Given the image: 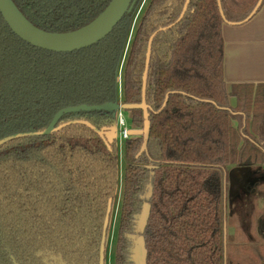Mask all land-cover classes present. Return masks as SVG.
Returning <instances> with one entry per match:
<instances>
[{
	"label": "trees",
	"instance_id": "1",
	"mask_svg": "<svg viewBox=\"0 0 264 264\" xmlns=\"http://www.w3.org/2000/svg\"><path fill=\"white\" fill-rule=\"evenodd\" d=\"M12 1L35 26L67 32L89 23L110 0ZM257 1L220 0L223 18L217 0H189L177 21L186 0H148L133 24L141 0H132L103 39L68 52L22 40L0 13V139L44 129L65 107L139 103L148 39L165 27L151 43L146 150L138 155L142 136L122 144L128 162L114 264H129L127 234L144 200L150 204L146 264H262L263 243L227 245L224 227L230 215L246 229L253 202L264 198L257 187L262 181H247L264 175V83L228 90L223 77V23L242 21ZM123 111L142 127V110ZM116 117L117 110L64 113L60 129L0 146V264H46L42 254L65 264H98L111 200L105 264L120 185L119 143L80 121L110 131ZM226 172L234 174L228 184ZM148 184L151 194L143 199ZM257 226L264 237V215Z\"/></svg>",
	"mask_w": 264,
	"mask_h": 264
},
{
	"label": "water",
	"instance_id": "2",
	"mask_svg": "<svg viewBox=\"0 0 264 264\" xmlns=\"http://www.w3.org/2000/svg\"><path fill=\"white\" fill-rule=\"evenodd\" d=\"M189 0H186L185 5L181 11V14L177 21L183 16L187 3ZM218 1L219 10L221 16L223 12L220 6V0ZM263 0H258L250 12V14L240 22L241 23L248 20L261 5ZM131 0H110L107 6L89 23L67 32H50L43 30L33 23H31L17 8L12 0H0V13L2 14L5 22L8 24L10 29L19 36L22 40L28 42L29 44L39 47L46 50L56 51V52H68L73 50L82 49L88 46H91L103 39L107 34L110 33L112 28L118 23L122 18L125 12L128 10ZM225 22H229L226 21ZM172 25V24H171ZM165 29V27L158 28L155 32L151 34L147 43V50L145 55V66L142 75V93L141 101L139 103H114L106 102L103 104H94V105H78V106H69L59 110L50 123L41 130H25L19 131L12 134H9L0 139V146L4 143L25 136H36V135H47L58 129H60L64 124L57 125V121L64 113L69 112H79V111H93V110H130V109H140L143 114V125L141 128H130L128 129L129 136H142L143 143L141 146L138 155L146 150L147 141L149 137V112L148 105L145 100V88H146V79L147 71L150 61V51L152 39L157 32ZM75 122V121H73ZM81 123L86 124L87 126L94 129L100 137L105 139L106 136L114 135V130L103 131L98 130L91 123L86 121H80ZM151 167V165H148ZM233 177V176H232ZM151 194V186L147 185V191L141 197L143 199H148ZM111 211V200L108 201L106 216L103 222V231L101 242L99 246V263L104 264V250H105V239H106V230L109 223V214ZM150 213V204L147 200L141 205L140 212L135 215V229L132 233L127 234V238L130 240L128 261L129 264H146L147 250L145 247V241L143 237V232L147 224V220Z\"/></svg>",
	"mask_w": 264,
	"mask_h": 264
},
{
	"label": "crops",
	"instance_id": "3",
	"mask_svg": "<svg viewBox=\"0 0 264 264\" xmlns=\"http://www.w3.org/2000/svg\"><path fill=\"white\" fill-rule=\"evenodd\" d=\"M222 34L223 77L227 89L238 83H264V0L248 20L241 23L224 22ZM229 102L234 105L235 98L229 96ZM249 220L246 229H240V241L243 240L242 233L249 242L264 240L258 226L255 231L250 229Z\"/></svg>",
	"mask_w": 264,
	"mask_h": 264
},
{
	"label": "rangeland",
	"instance_id": "4",
	"mask_svg": "<svg viewBox=\"0 0 264 264\" xmlns=\"http://www.w3.org/2000/svg\"><path fill=\"white\" fill-rule=\"evenodd\" d=\"M120 113V112H119ZM121 115L124 119L125 125L124 127H126L127 129L130 128H136L138 129L139 127H135L134 125H131L130 122V117L129 114L126 112H121ZM117 118V117H116ZM120 129L118 128L116 125L114 127V135L117 137L118 143H119V168H120V185H119V193L117 195V199L114 202V207L112 210V215H111V224H110V228H109V233H108V237H107V243H106V254H105V264H114V243H115V237H116V231H117V221H118V212H119V205H120V198H121V187H122V174L124 171V167L126 165V163L128 162V160H126L124 158L123 155V151H122V144H123V140L119 138V134H120ZM234 174H230L229 172H226L225 174V183L228 184L229 181H233V176ZM233 176V177H232ZM252 179H258L260 181H262L257 187L258 189H262L264 190V175L261 176H257V175H252L249 176L247 181H252ZM225 200H228V185L225 188ZM247 206V205H246ZM249 214V213H248ZM264 215V198H262V195L258 198L255 199V201L253 202V215L252 216H248L247 218H245V223L246 220L248 221L249 218H251L249 220V222L251 221V225H250V229L252 231L256 230L257 227V221H258V217ZM224 227H225V241L226 244L228 245H236L239 243H245L247 245H253V246H257L259 244H264V240L262 241H258L256 239V241H246V237L243 235L244 233H242L241 238L243 239L242 241H240V229L237 228V218H235V216H230V215H226L225 220H224ZM237 229V230H236ZM255 234V232H254ZM245 235H247L245 233ZM262 264L264 263V258L263 260L261 259Z\"/></svg>",
	"mask_w": 264,
	"mask_h": 264
},
{
	"label": "flooded vegetation",
	"instance_id": "5",
	"mask_svg": "<svg viewBox=\"0 0 264 264\" xmlns=\"http://www.w3.org/2000/svg\"><path fill=\"white\" fill-rule=\"evenodd\" d=\"M132 1V0H131ZM148 0H141L140 4H139V7L137 9V12H136V15L134 16V20H133V24L136 20V17L138 15V13L140 12L141 8L144 6V4L147 2ZM110 2V1H109ZM131 4V3H130ZM130 6V5H129ZM132 24V25H133ZM161 31V30H160ZM156 35V34H155ZM154 38V37H153ZM153 40V39H152ZM120 82V80H119ZM120 103V102H119ZM121 113L123 112V110H117V118H118V113ZM116 126L118 127L117 125V121H116ZM43 261L46 263V264H65V262L62 260V258L60 256H56V255H51V254H42L41 255Z\"/></svg>",
	"mask_w": 264,
	"mask_h": 264
},
{
	"label": "built area",
	"instance_id": "6",
	"mask_svg": "<svg viewBox=\"0 0 264 264\" xmlns=\"http://www.w3.org/2000/svg\"><path fill=\"white\" fill-rule=\"evenodd\" d=\"M117 125H118V128H121L119 138H121V139L128 138L129 137L128 129L126 127H124L125 122H124V119H123L121 113H118Z\"/></svg>",
	"mask_w": 264,
	"mask_h": 264
}]
</instances>
